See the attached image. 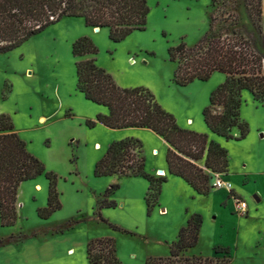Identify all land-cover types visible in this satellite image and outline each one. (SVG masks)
I'll list each match as a JSON object with an SVG mask.
<instances>
[{
    "label": "rangeland",
    "instance_id": "374dc122",
    "mask_svg": "<svg viewBox=\"0 0 264 264\" xmlns=\"http://www.w3.org/2000/svg\"><path fill=\"white\" fill-rule=\"evenodd\" d=\"M147 5L145 29L118 43L108 38L105 28L95 31L81 18H62L20 47L0 54V115L10 118L14 131L45 172L55 175L61 204L48 219H40L36 212L46 205L47 179L41 174L21 183L17 219L12 226H0V239L15 237L18 241L0 246V264H87L86 244L104 237L114 240L121 264H145L148 258L168 255L179 229L192 214L200 215L202 224L197 246L186 255L213 256L220 247L228 249L231 264H264V99L255 101L242 93L240 118L248 133L242 140L225 141L208 131L202 117L210 94L225 76L215 72L207 81L178 86L173 82L174 64L168 59V49L181 41L187 47L196 44L207 32L211 16L216 18L214 26L228 25L225 19L232 15L235 28L245 25L250 29L246 3L147 0ZM81 37L96 47L95 64L118 86L147 89L181 129L205 134L208 141L227 151L226 172L212 173L204 169L203 160L197 163L210 177L206 196L188 188L178 190L174 182L180 181L169 179L148 211L145 179L94 175L96 162L113 142L139 140L147 174L156 165L165 167L168 147L149 130L109 129L96 121L106 108L76 90L74 63L90 58L71 55V44ZM87 121L94 125L87 126ZM229 172L242 175L245 190L242 194L232 190L219 202L218 190L212 186L214 174L235 188L228 180ZM113 184L118 189L105 198V190ZM103 198L115 206L99 208ZM233 198L244 200L250 212H235ZM68 223L72 225L62 233H54ZM108 223L133 235L113 230Z\"/></svg>",
    "mask_w": 264,
    "mask_h": 264
},
{
    "label": "trees",
    "instance_id": "16d2710c",
    "mask_svg": "<svg viewBox=\"0 0 264 264\" xmlns=\"http://www.w3.org/2000/svg\"><path fill=\"white\" fill-rule=\"evenodd\" d=\"M244 2L250 29L245 25L235 28L237 23L232 15L225 19L228 25L214 26L216 18L211 16L207 32L196 44L187 47L181 41L168 49L169 62L174 64L173 82L178 86L195 80L207 81L215 72L225 76L202 111L208 131L225 141L242 140L248 133L247 124L240 118L242 93L247 92L255 101L264 99L262 0ZM148 12L147 0H0V54L20 47L62 18H81L86 27L105 28L108 38L118 43L132 32L145 29ZM96 53V47L86 37L71 44L73 58L90 56L74 63L76 90L86 100L106 108V113L98 114L96 121L109 129L145 128L161 137L168 144L165 156L168 173L181 178L195 193L206 196L210 177L197 163L203 160L204 169L212 173L226 172L227 151L218 143L208 141L205 134L181 129L147 89L118 86L109 73L95 64ZM86 124L92 127L94 122ZM233 130L238 132L237 136L232 134ZM144 167L140 141L125 138L107 147L95 164L94 175L119 179L142 177L148 182L145 202L149 211L157 202L166 178L147 174ZM41 174L48 181L47 199L45 207L36 213L40 219H48L61 207L56 177L45 172L43 165L27 151L10 118L0 115V226H12L17 219L20 184ZM118 187L117 184L109 186L104 197L113 194ZM105 198L99 200V208L115 206ZM201 224V216L192 214L179 229L168 255L148 258L145 264H231L227 248H215L213 256L186 255L198 244ZM71 225L59 226L54 233H62ZM108 226L133 235L110 223ZM17 241L15 237L0 239V246ZM86 259L87 264H121L115 242L108 237L90 240L86 244Z\"/></svg>",
    "mask_w": 264,
    "mask_h": 264
},
{
    "label": "crops",
    "instance_id": "0c3cea01",
    "mask_svg": "<svg viewBox=\"0 0 264 264\" xmlns=\"http://www.w3.org/2000/svg\"><path fill=\"white\" fill-rule=\"evenodd\" d=\"M262 30H263V33H264V0H262ZM135 129H145V128H135ZM146 130H148V129H146ZM150 131V130H149ZM151 133H153L152 131H151ZM154 135L156 136V137H159L158 135H156L155 133H154ZM160 139H161V141L168 147V144L161 138V137H159ZM153 150V149H152ZM156 150V149H155ZM162 172L161 174L162 175H160V176H163V177H166L167 179H166V182L168 183V181H169V179H178L180 182H174V183H176V185H177V188H178V190H183V189H185V188H188L189 190H191L192 188L187 184V183H185L181 178H178V177H175V176H173V175H170L169 173H168V170H167V164L165 165V167H162L161 165H156L155 167H154V170H153V173L152 174H150V175H153V176H156L157 174H159V172ZM227 177H228V180L230 181V182H232L233 183V185H234V187L235 188H233V191H238L239 193H243V190H245L244 189V187H242V185H241V181H242V175L240 174L239 176H236V175H232V174H230V172L228 173V175H227ZM172 181H174V180H172ZM172 183V182H171ZM166 184V183H165ZM164 184V185H165ZM36 187L37 188H39V186L38 185H36ZM193 190V189H192ZM194 192V191H193ZM223 192V193H222ZM237 193V192H236ZM216 195H217V198H218V201L219 202H223L224 200H226L227 199V197L229 196V193L226 191V190H223V189H221V191H217V193H216ZM249 210V209H248ZM250 211H248V213H249Z\"/></svg>",
    "mask_w": 264,
    "mask_h": 264
},
{
    "label": "built area",
    "instance_id": "2783aa9c",
    "mask_svg": "<svg viewBox=\"0 0 264 264\" xmlns=\"http://www.w3.org/2000/svg\"><path fill=\"white\" fill-rule=\"evenodd\" d=\"M214 180L212 183V186L216 190L224 189L228 193H230L233 188L231 186V183H229L227 180L220 179L217 174H214ZM234 203V211L239 212L242 214H248V205L244 200H238V199H232Z\"/></svg>",
    "mask_w": 264,
    "mask_h": 264
},
{
    "label": "water",
    "instance_id": "95a60500",
    "mask_svg": "<svg viewBox=\"0 0 264 264\" xmlns=\"http://www.w3.org/2000/svg\"><path fill=\"white\" fill-rule=\"evenodd\" d=\"M96 30H98L99 28H95ZM160 173H162L161 171L159 172V174ZM254 199L256 200V201H259V199L257 198V196L256 195H254Z\"/></svg>",
    "mask_w": 264,
    "mask_h": 264
},
{
    "label": "bare ground",
    "instance_id": "6f19581e",
    "mask_svg": "<svg viewBox=\"0 0 264 264\" xmlns=\"http://www.w3.org/2000/svg\"><path fill=\"white\" fill-rule=\"evenodd\" d=\"M93 29H94V28H93ZM98 30H99V29H98ZM98 30L95 29V31H98ZM231 186H232V185H231ZM232 188H233V187H232Z\"/></svg>",
    "mask_w": 264,
    "mask_h": 264
}]
</instances>
